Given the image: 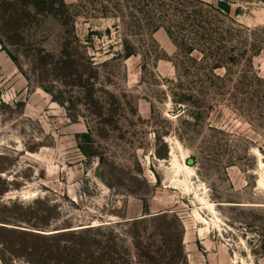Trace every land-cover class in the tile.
I'll return each instance as SVG.
<instances>
[{
	"label": "rangeland",
	"instance_id": "rangeland-1",
	"mask_svg": "<svg viewBox=\"0 0 264 264\" xmlns=\"http://www.w3.org/2000/svg\"><path fill=\"white\" fill-rule=\"evenodd\" d=\"M54 8L0 44V221L91 228L97 264H264V0ZM67 56L86 82L58 71ZM63 239L0 230L15 243L0 264H61L31 249ZM78 251L69 264H93Z\"/></svg>",
	"mask_w": 264,
	"mask_h": 264
},
{
	"label": "trees",
	"instance_id": "trees-1",
	"mask_svg": "<svg viewBox=\"0 0 264 264\" xmlns=\"http://www.w3.org/2000/svg\"><path fill=\"white\" fill-rule=\"evenodd\" d=\"M32 5L31 9L22 10L17 5ZM45 5H48V10L50 11H65V5L62 2L58 3V7L54 8V0H0V30L3 35V38H0V44L4 45L7 44L9 46H12L15 44V42H18L19 40H23V37H20V28L24 26L29 20L35 19L38 13H40ZM217 8L218 10L229 14L231 11L230 5L226 1H218L217 2ZM61 12V13H63ZM53 16H57L56 14H53ZM166 34L173 40V42L178 47L177 42L174 40L172 36V32L169 29H165ZM219 35V34H218ZM5 42V43H4ZM69 44H67L68 46ZM192 49V48H191ZM193 50H191L192 53ZM9 58L17 65V57H14L10 54V52L6 51ZM130 56V51H128L125 54V57ZM219 58V57H218ZM225 59V52L223 51L220 59L218 60H224ZM48 60H53L52 56L49 54H43L38 55V58L36 57V65L46 67ZM227 60H234V57H228ZM60 65L58 67V71L62 69V72L64 75H66L69 78L76 77L78 79V82H86L87 76L84 74H81V72L77 73L74 71V60L69 58V56L64 57L62 61H59ZM57 65V64H56ZM54 66V65H53ZM55 68V67H54ZM53 68V69H54ZM218 68V66H216ZM87 70L91 71L90 65L88 64ZM47 71V70H46ZM76 72V73H75ZM83 76H86V78L83 80ZM83 89H85V85H81ZM92 85H88V88L85 89V97L92 98L91 96V88ZM84 93V92H83ZM160 158H164L165 155L160 156ZM147 208V207H146ZM145 208V209H146ZM166 215L161 214L153 217L152 221H158L159 219H166ZM130 225H138L139 223H144V219L140 220H132L130 221ZM5 224L8 225V223L0 221V230L10 233L11 235H14V237H37L40 239H54V240H62L66 241L63 238L64 237H70L73 241H68L70 244L67 246L66 244H63L62 247H59L58 244L49 245L45 243L43 246H45L44 251H42L40 245H35L31 251L33 252L35 258L37 260H49V261H59L61 264H69L71 262H77L80 257L79 249H83L85 254L88 255V259L93 262V264H97V261L94 259L97 258L93 256V253H90L89 245L92 241H95L91 237L88 236V233L92 230L91 228L87 229H80V230H68L60 233H50L48 235L42 234L40 232H27L26 230L20 231L16 230L14 228H8L5 227ZM34 227H38V225H34ZM11 229V230H10ZM20 243L17 245V249H22L25 247V243L22 242V239L19 241ZM15 245V243H14ZM10 240L0 241V262L2 263V260L4 258V252H7L8 254H12L15 250L14 246ZM135 248L137 245H133ZM77 249V250H76ZM13 255V254H12ZM97 260H99L97 258ZM42 262V261H41Z\"/></svg>",
	"mask_w": 264,
	"mask_h": 264
},
{
	"label": "bare ground",
	"instance_id": "bare-ground-1",
	"mask_svg": "<svg viewBox=\"0 0 264 264\" xmlns=\"http://www.w3.org/2000/svg\"><path fill=\"white\" fill-rule=\"evenodd\" d=\"M186 169V168H185ZM186 170H188V169H186Z\"/></svg>",
	"mask_w": 264,
	"mask_h": 264
}]
</instances>
